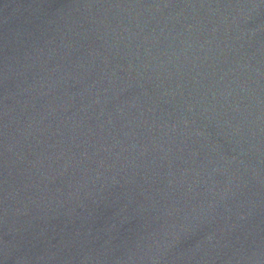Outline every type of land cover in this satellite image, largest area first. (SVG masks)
Returning a JSON list of instances; mask_svg holds the SVG:
<instances>
[{"label":"water","instance_id":"obj_1","mask_svg":"<svg viewBox=\"0 0 264 264\" xmlns=\"http://www.w3.org/2000/svg\"><path fill=\"white\" fill-rule=\"evenodd\" d=\"M0 264H264V0H0Z\"/></svg>","mask_w":264,"mask_h":264}]
</instances>
